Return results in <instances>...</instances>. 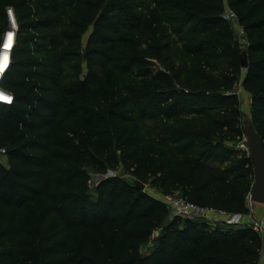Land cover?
Returning a JSON list of instances; mask_svg holds the SVG:
<instances>
[{"label":"trees","instance_id":"16d2710c","mask_svg":"<svg viewBox=\"0 0 264 264\" xmlns=\"http://www.w3.org/2000/svg\"><path fill=\"white\" fill-rule=\"evenodd\" d=\"M166 1L170 0H156L150 12L153 18L161 13L158 4ZM202 2L206 9L202 25L217 29L201 45L220 48L239 69L242 51L235 47L233 31L221 16L223 0ZM13 4L18 26L9 65L0 78V87L12 96L10 103L0 102V147L7 160L0 161V264H257L263 242L251 227L168 216L165 204L136 184L149 181L165 191L178 190L203 206L246 212L254 178L248 156L217 169L193 155L192 129L165 126L155 137L146 121L130 124L135 118L127 114L132 109H123L125 102L79 106L72 114L83 128L66 129L62 95L75 89L60 85L41 62L28 58L23 46L27 39L18 37L28 27H53L59 5L54 0ZM22 4L29 7L17 10ZM92 4L96 16L87 18L82 11L79 31L66 34L79 37L94 18L83 51L88 66L93 54L103 53L93 44L110 41L111 33L130 19L120 0ZM228 4L246 33L243 83L252 96L251 121L264 143V0H228ZM51 42L58 40L52 37ZM82 57L77 55L78 60ZM118 58L125 62V56ZM134 60L120 64L119 71L128 72ZM182 93L195 95L189 89ZM169 98V91L150 98L151 105L157 104L154 114L172 115ZM87 164L98 173L120 164L134 184L109 176L97 185L92 198Z\"/></svg>","mask_w":264,"mask_h":264},{"label":"rangeland","instance_id":"374dc122","mask_svg":"<svg viewBox=\"0 0 264 264\" xmlns=\"http://www.w3.org/2000/svg\"><path fill=\"white\" fill-rule=\"evenodd\" d=\"M18 1L0 0V44L5 32L13 29L16 32L17 11L13 3ZM54 1L59 5L53 13L54 26L28 27L18 37L27 39L23 46L28 58L41 62L48 75H56L60 85L75 89L74 93L62 95L61 117L66 129L83 128L82 121L72 114L77 107L93 106L98 102H125L123 109H132L133 112L127 114L135 118L130 124L138 126L140 120L146 121L155 137H160L158 134L165 126L192 129L195 132L191 139L193 155L207 159L217 169H227L247 156L243 126L251 122L252 96L244 86L242 67L237 69L220 48L201 45L200 41L214 36L217 29L216 25H202L201 18L206 16L202 0H170L158 4L161 11L158 18H153L150 13L157 4L156 0L142 3L139 0H120L126 5L130 19L119 31L111 33L110 41L93 44L103 53L92 55L91 66L87 65L83 51L94 18L85 30H81L79 37L71 38L66 34L73 35L79 31L77 22L82 11L88 14L87 18L93 14L96 16L92 3L97 0ZM223 3L222 18L230 7L228 0H223ZM25 6L29 7L22 4L17 10ZM10 10L16 27L10 20ZM224 20L233 31L235 47L239 52L245 50L246 33L239 18ZM52 37H56L58 43H52ZM78 54L83 56L79 60ZM120 55L125 56V62L118 58ZM133 57L135 60L129 71L121 73L118 66ZM76 62L79 65H74ZM184 89L195 95H184ZM167 91L170 93L167 103L172 104V115L154 114L157 104L151 105L150 98ZM141 115H144L142 119ZM0 161L7 163L5 153L0 154ZM85 167L92 198L96 197L97 185L106 177L117 175L134 184L133 178L120 164L105 173L95 172L88 164ZM141 191L158 200L165 193L179 195L178 190L165 191L149 181L143 183ZM165 207L166 214L174 216L167 204ZM180 217L182 220L187 218Z\"/></svg>","mask_w":264,"mask_h":264},{"label":"built area","instance_id":"2783aa9c","mask_svg":"<svg viewBox=\"0 0 264 264\" xmlns=\"http://www.w3.org/2000/svg\"><path fill=\"white\" fill-rule=\"evenodd\" d=\"M11 20V10L9 11ZM224 19L236 17L235 12L229 7L223 14ZM12 22V21H11ZM16 27V24H13ZM15 33V32H14ZM4 44H0L3 48ZM11 54V51H10ZM5 153V148L0 147V154ZM161 202L167 204L173 215L183 216L187 218L204 219L210 224H228V225H247L260 235L264 234V210L259 215L252 212L253 201L249 195L246 197V212H233L220 208L208 207L198 204L181 195H171L169 193L162 194L159 198Z\"/></svg>","mask_w":264,"mask_h":264},{"label":"water","instance_id":"95a60500","mask_svg":"<svg viewBox=\"0 0 264 264\" xmlns=\"http://www.w3.org/2000/svg\"><path fill=\"white\" fill-rule=\"evenodd\" d=\"M10 16L12 23L16 24L12 13ZM5 35L6 32L2 36L1 44H3ZM1 49L2 47H0V52ZM247 63L246 51L243 50L240 53V64L242 67H246ZM243 130L246 136L247 156L252 162L254 171V178L248 195L251 201L264 205V143L252 121L244 125ZM136 184L139 188L143 187V183L139 180H136Z\"/></svg>","mask_w":264,"mask_h":264},{"label":"bare ground","instance_id":"6f19581e","mask_svg":"<svg viewBox=\"0 0 264 264\" xmlns=\"http://www.w3.org/2000/svg\"><path fill=\"white\" fill-rule=\"evenodd\" d=\"M12 29V28H11ZM10 37V39H9ZM15 40V33L13 30H8L5 35V39L3 41V48L0 52V65H2V70H0V78L3 72L7 69L9 62H10V51L13 47ZM12 98L11 93L3 90V88L0 87V102L2 103H8V101Z\"/></svg>","mask_w":264,"mask_h":264},{"label":"crops","instance_id":"0c3cea01","mask_svg":"<svg viewBox=\"0 0 264 264\" xmlns=\"http://www.w3.org/2000/svg\"><path fill=\"white\" fill-rule=\"evenodd\" d=\"M262 205L263 204L256 203V202L252 204V208H253L252 212L254 213V215H259L264 210V206ZM261 238H262L263 245H262L260 257H259L257 264H264V234L261 235Z\"/></svg>","mask_w":264,"mask_h":264},{"label":"snow or ice","instance_id":"6c2138e0","mask_svg":"<svg viewBox=\"0 0 264 264\" xmlns=\"http://www.w3.org/2000/svg\"><path fill=\"white\" fill-rule=\"evenodd\" d=\"M9 39H10V37H9ZM0 70H2V65H0Z\"/></svg>","mask_w":264,"mask_h":264}]
</instances>
